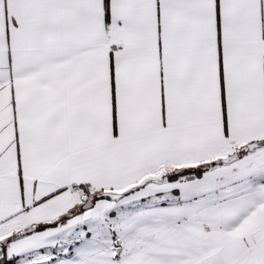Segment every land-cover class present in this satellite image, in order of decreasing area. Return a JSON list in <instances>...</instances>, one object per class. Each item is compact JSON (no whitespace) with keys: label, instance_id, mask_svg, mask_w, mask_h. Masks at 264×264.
<instances>
[{"label":"snow or ice","instance_id":"snow-or-ice-1","mask_svg":"<svg viewBox=\"0 0 264 264\" xmlns=\"http://www.w3.org/2000/svg\"><path fill=\"white\" fill-rule=\"evenodd\" d=\"M0 264H264V0H0Z\"/></svg>","mask_w":264,"mask_h":264}]
</instances>
